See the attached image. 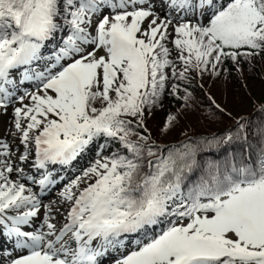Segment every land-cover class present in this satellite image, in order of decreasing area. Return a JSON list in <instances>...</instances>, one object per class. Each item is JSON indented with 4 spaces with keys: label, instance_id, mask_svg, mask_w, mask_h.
Wrapping results in <instances>:
<instances>
[{
    "label": "snow or ice",
    "instance_id": "snow-or-ice-1",
    "mask_svg": "<svg viewBox=\"0 0 264 264\" xmlns=\"http://www.w3.org/2000/svg\"><path fill=\"white\" fill-rule=\"evenodd\" d=\"M257 58L264 0H0V110L23 146L0 138V264H264V124L166 148L146 124L171 96L169 132L196 79ZM94 146L44 203L66 179L50 167Z\"/></svg>",
    "mask_w": 264,
    "mask_h": 264
},
{
    "label": "trees",
    "instance_id": "trees-1",
    "mask_svg": "<svg viewBox=\"0 0 264 264\" xmlns=\"http://www.w3.org/2000/svg\"><path fill=\"white\" fill-rule=\"evenodd\" d=\"M236 68L237 66L231 61H226L220 66L219 77L212 78L206 73L202 79H196L188 89L193 95V100L190 101L191 107L181 116L175 127L164 133L161 128L166 116L169 113H176L183 105L182 100L166 95L163 98L162 107L155 108L146 118L151 138L156 145L166 148L171 145L179 146L182 141L206 140L213 136L222 137L234 128L238 120L249 124L248 141H253L252 133L258 126L264 124V113L259 111L264 105V59L257 58L252 63H242L239 65L240 71ZM201 83L203 87L200 86ZM218 83L225 84L222 92L215 89ZM208 95H211L224 109L223 113L211 106ZM242 147L243 141H237L229 146L204 144L198 149L197 159L220 160L226 152L235 151L239 154ZM115 150L113 146L111 151ZM95 152V146L87 152L89 158L86 159L83 169L95 160ZM104 154L109 155L110 152ZM78 161L79 159L74 162V165Z\"/></svg>",
    "mask_w": 264,
    "mask_h": 264
},
{
    "label": "rangeland",
    "instance_id": "rangeland-1",
    "mask_svg": "<svg viewBox=\"0 0 264 264\" xmlns=\"http://www.w3.org/2000/svg\"><path fill=\"white\" fill-rule=\"evenodd\" d=\"M173 55H175V53H173ZM224 85H225L224 83H222V84L218 83L216 85L215 89L220 90V92H222L225 88ZM25 103H27V101H25ZM15 106L18 107L19 104L15 105ZM12 119H13V117H12V108L11 107L7 110V112L0 110V138L6 139L10 143V145L13 149H16L17 147H19V152L17 153V155H18L20 152H23L22 151L23 146L19 144L18 138H14L10 135V133L12 131H14V128L12 126ZM34 190H36V189L34 188ZM56 197L54 195H49L46 198V201L44 203H49L50 201H54L56 199ZM4 247H5L6 251L10 250V248H6V245ZM105 264H107V262Z\"/></svg>",
    "mask_w": 264,
    "mask_h": 264
}]
</instances>
